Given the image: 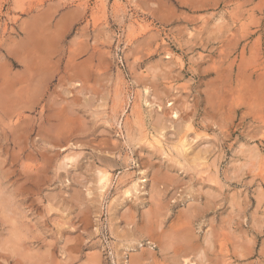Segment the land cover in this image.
Segmentation results:
<instances>
[{
    "label": "rangeland",
    "instance_id": "obj_1",
    "mask_svg": "<svg viewBox=\"0 0 264 264\" xmlns=\"http://www.w3.org/2000/svg\"><path fill=\"white\" fill-rule=\"evenodd\" d=\"M0 264H264V0H0Z\"/></svg>",
    "mask_w": 264,
    "mask_h": 264
},
{
    "label": "bare ground",
    "instance_id": "obj_2",
    "mask_svg": "<svg viewBox=\"0 0 264 264\" xmlns=\"http://www.w3.org/2000/svg\"><path fill=\"white\" fill-rule=\"evenodd\" d=\"M35 28V27H34ZM27 31V30H26ZM28 34V33H27ZM38 34V33H37ZM46 36V35H45ZM51 37V36H50ZM37 40V39H36ZM36 40H34L32 37L31 38H29V39H27L25 42H23V44H21V48H22V50H31V49H34V50H37L38 51V48L42 45V44H44V43H42L43 42V40H42V44L40 45V42L39 41H36ZM41 40V39H40ZM48 41V40H47ZM49 42H50V40H49ZM21 43V42H20ZM56 43V42H55ZM47 44H49L48 42H47ZM46 45V44H45ZM43 46V45H42ZM41 46V47H42ZM20 48V49H21ZM43 49H44V47H42ZM49 48V47H48ZM50 49V48H49ZM46 50V49H45ZM57 50V49H56ZM47 51V50H46ZM46 51H45V53H46ZM28 52V51H27ZM37 53V52H36ZM44 53V54H45ZM42 55V54H41ZM38 56V55H37ZM27 57H29V56H27ZM35 56H34V54H33V58H34ZM42 56H40V58H41ZM37 58V57H36ZM44 58V57H43ZM32 59V58H31ZM47 59V58H46ZM25 60V59H24ZM41 60H45V58L44 59H40V61ZM46 61V60H45ZM42 62V61H41ZM44 62V61H43ZM40 64L41 63H39V66H40ZM54 64V63H53ZM59 64V63H58ZM38 65V64H37ZM43 65H44V63H43ZM46 65H50V64H46ZM42 66V65H41ZM53 66V65H52ZM50 67H51V65H50ZM52 69V68H51ZM46 70V69H45ZM39 71V70H38ZM41 71H43L42 70V68H41ZM52 71H53V69H52ZM74 72V71H73ZM7 73V72H6ZM43 73V72H42ZM4 76H5V74H4ZM45 76V75H44ZM43 76V77H44ZM33 77V76H32ZM40 77H41V75H40ZM53 77V76H52ZM51 77V78H52ZM4 78V77H3ZM9 79V78H8ZM35 79V78H34ZM27 80V79H26ZM37 80H38V78H37ZM51 80V79H50ZM8 81V80H7ZM25 81V80H24ZM31 81H33V80H31ZM20 82H22V80L20 81ZM40 82V81H39ZM30 84H31V82H30ZM36 84V86H37V83H35ZM43 86V85H42ZM34 87V86H33ZM41 88V87H40ZM45 89V88H44ZM12 90V89H11ZM20 91H23V90H21V88L19 89ZM13 91V90H12ZM32 91V90H31ZM30 92V91H29ZM34 92V91H33ZM47 92V91H46ZM25 94V93H24ZM24 94H23V96H24ZM33 94V93H32ZM31 94V95H32ZM43 94V93H42ZM11 95H14L13 93L11 94ZM10 95V96H11ZM16 95V94H15ZM28 95V94H27ZM19 96V95H18ZM23 96H22V100H25L24 98H23ZM52 97V96H51ZM17 100H18V98H17ZM20 100V99H19ZM13 102V101H12ZM19 102V101H18ZM20 103V102H19ZM25 104H27V103H25ZM8 105V104H7ZM19 105V104H18ZM13 106H15V105H13ZM17 107V106H16ZM13 109V108H12ZM14 110V109H13ZM174 113V112H173ZM17 114V113H16ZM175 117L176 116H178V114L177 113H175V115H174ZM155 122V121H154ZM32 123V122H31ZM152 123V122H151ZM154 126V125H153ZM162 126V125H161ZM57 127V126H56ZM167 127V126H166ZM29 128V127H28ZM26 130V129H25ZM60 131V130H59ZM186 136V135H185ZM155 137V136H154ZM187 137V136H186ZM60 138V137H59ZM61 139V138H60ZM188 142H190V141H188ZM184 146H186V144H184ZM42 151V150H41ZM195 159H197V158H195ZM100 160H101V158H100ZM106 178V174H104V175H102V177H101V181H103L104 179ZM107 180V179H106ZM153 181V180H152ZM163 186V185H162ZM169 187V186H168ZM153 189V188H152ZM155 190V189H154ZM161 190V189H160ZM200 196V195H199ZM156 198V197H155ZM212 198V197H211ZM10 201V200H9ZM213 202V201H212ZM213 203H215V202H213ZM158 208V207H157ZM165 210V209H164ZM164 214V213H163ZM166 214V213H165ZM189 214V213H188ZM190 216V215H189ZM18 225V224H17ZM177 225V224H176ZM172 227V226H171ZM20 229V228H19ZM20 231H22V230H20ZM183 231V230H182ZM173 233V232H172ZM182 233V232H181ZM179 237V236H178ZM22 239V238H21ZM171 239V238H170ZM182 241V240H181ZM189 246V245H188ZM187 246V247H188ZM180 252V251H179ZM183 253V252H182ZM181 253V254H182ZM184 254V253H183Z\"/></svg>",
    "mask_w": 264,
    "mask_h": 264
},
{
    "label": "crops",
    "instance_id": "obj_3",
    "mask_svg": "<svg viewBox=\"0 0 264 264\" xmlns=\"http://www.w3.org/2000/svg\"><path fill=\"white\" fill-rule=\"evenodd\" d=\"M135 260L138 263V254L135 256Z\"/></svg>",
    "mask_w": 264,
    "mask_h": 264
}]
</instances>
